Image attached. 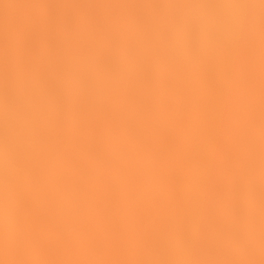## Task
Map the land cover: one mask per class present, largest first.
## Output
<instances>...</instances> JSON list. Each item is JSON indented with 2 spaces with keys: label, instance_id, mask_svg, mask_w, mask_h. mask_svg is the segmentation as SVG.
<instances>
[{
  "label": "snow or ice",
  "instance_id": "obj_1",
  "mask_svg": "<svg viewBox=\"0 0 264 264\" xmlns=\"http://www.w3.org/2000/svg\"><path fill=\"white\" fill-rule=\"evenodd\" d=\"M0 145L2 264H264V0H0Z\"/></svg>",
  "mask_w": 264,
  "mask_h": 264
},
{
  "label": "clouds",
  "instance_id": "obj_2",
  "mask_svg": "<svg viewBox=\"0 0 264 264\" xmlns=\"http://www.w3.org/2000/svg\"><path fill=\"white\" fill-rule=\"evenodd\" d=\"M186 15H206L207 13L204 12H190L185 13ZM218 15L228 16V17H235L241 15V11L237 9L232 10H224L219 13H215ZM257 16H258V10H257ZM227 34V33H226ZM70 78L77 76V72L75 70L70 71L69 73ZM6 159L3 152V147L0 145V208H2L3 200H4V192H3V172L6 166ZM3 238L0 236V247H2ZM0 264H2V260H0Z\"/></svg>",
  "mask_w": 264,
  "mask_h": 264
},
{
  "label": "rangeland",
  "instance_id": "obj_3",
  "mask_svg": "<svg viewBox=\"0 0 264 264\" xmlns=\"http://www.w3.org/2000/svg\"><path fill=\"white\" fill-rule=\"evenodd\" d=\"M10 2H15V0H10Z\"/></svg>",
  "mask_w": 264,
  "mask_h": 264
}]
</instances>
